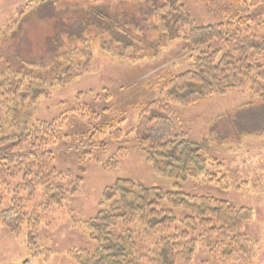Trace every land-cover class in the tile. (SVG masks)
Wrapping results in <instances>:
<instances>
[{"label": "rangeland", "instance_id": "374dc122", "mask_svg": "<svg viewBox=\"0 0 264 264\" xmlns=\"http://www.w3.org/2000/svg\"><path fill=\"white\" fill-rule=\"evenodd\" d=\"M179 2L196 25L225 22L235 14L234 6L225 0ZM156 5L155 0H0V71L9 60H14L12 67L20 61L24 65L46 63L53 47L57 55L71 53L84 69L65 84L57 81L47 87L45 94L27 105L30 124L47 122L59 131L60 140L53 149L57 171L51 179L68 193L63 202L53 204L45 203L40 188L31 195L17 192L19 178L7 179L9 188L0 186V213L19 200L17 209L25 217L14 232L0 223V264H75L71 251L96 247L86 223L108 209L102 197L118 178L164 190L174 187L175 180L153 171L133 129L139 104L156 98L157 82L191 69L197 52L184 51L181 39L164 35ZM98 12L111 20L104 25L106 30L102 23L95 24ZM251 19V29L261 31L264 3L252 10ZM187 31L188 26H183L181 35ZM53 70L47 68L43 73L52 77L56 66ZM86 108L97 113L106 108L112 117L123 118V136L119 141L105 136L104 150L91 151L81 159L87 143L86 122L92 119L82 120L78 113ZM174 110L188 138L200 144L207 159L202 171L179 182L180 189L250 208L251 220L243 225L242 233L253 242L250 253L231 260L220 258L216 249L198 239L192 257L176 264H264V100L242 88L214 93L198 105H175ZM6 118V109L0 104V121ZM208 174L224 176L227 188L211 183ZM161 206L169 208L165 203ZM173 213L180 222L187 211L175 209ZM125 226L120 223L112 231L121 233ZM131 229L146 264H157L153 246L173 226L146 234L135 222Z\"/></svg>", "mask_w": 264, "mask_h": 264}, {"label": "trees", "instance_id": "16d2710c", "mask_svg": "<svg viewBox=\"0 0 264 264\" xmlns=\"http://www.w3.org/2000/svg\"><path fill=\"white\" fill-rule=\"evenodd\" d=\"M155 1V14H159L164 35L170 40L181 39L184 51L193 50L197 54L191 69L168 74L157 82L156 98L138 106L140 111L133 131L153 171L176 183L172 189L164 190L118 178L102 197L108 209L101 210L86 223L96 247L92 251H71L75 264H146L145 256L136 248V234L131 229L135 222L146 234L160 233L173 226L172 231L163 232L153 246V260L157 264L189 260L198 239L216 249L220 258L231 260L250 253L253 247V242L242 233L243 225L251 220L250 208L236 207L228 200L211 195L188 194L180 189L179 182L202 171L207 159L200 144L188 138L174 106L198 105L214 93L224 94L242 88H249L264 100V21L261 31H253L250 25L252 10L264 0H225L234 6L235 14L225 22L208 25L194 24L179 0ZM96 15L95 24L102 23L106 30L104 25L111 23L110 18L103 12ZM185 25L188 31L182 36ZM118 26H114V31ZM77 48L74 47L75 52ZM52 51L48 63L32 61L24 65L20 61L14 62L12 67L14 60H9L0 71V104L6 109L7 117L5 122L0 121V186L9 188L7 179L19 178L17 192L31 195L40 188L45 203L54 204L63 202L68 193L51 179L57 171L53 149L60 140L59 131L47 122L30 124L27 105L45 94L47 87L57 81L65 84L81 75L84 69L73 60L71 53L57 55L54 47ZM55 66L54 76L47 77L43 73L47 68L54 72ZM30 67L39 70L31 71ZM106 111L104 108L97 113L86 108L78 113L82 120L87 121V116L92 119L86 122L84 138L87 143L79 156L81 159L91 151L104 150L107 146L105 136L112 141L122 138L120 126L124 119L112 117ZM208 175L211 183L221 189L227 188L224 176ZM19 203L16 200L15 207L0 213V223L12 232L25 220L17 209ZM162 203L169 208L162 207ZM175 209L187 211L180 222L173 213ZM120 223L126 224V229L115 234L112 227Z\"/></svg>", "mask_w": 264, "mask_h": 264}]
</instances>
